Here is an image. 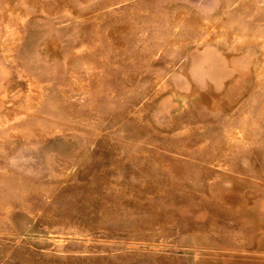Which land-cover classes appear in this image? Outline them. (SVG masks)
<instances>
[{
	"label": "rangeland",
	"instance_id": "1",
	"mask_svg": "<svg viewBox=\"0 0 264 264\" xmlns=\"http://www.w3.org/2000/svg\"><path fill=\"white\" fill-rule=\"evenodd\" d=\"M0 264H264V0H0Z\"/></svg>",
	"mask_w": 264,
	"mask_h": 264
}]
</instances>
